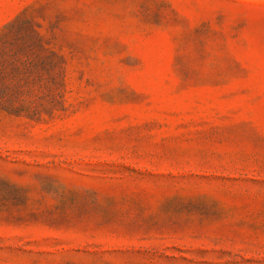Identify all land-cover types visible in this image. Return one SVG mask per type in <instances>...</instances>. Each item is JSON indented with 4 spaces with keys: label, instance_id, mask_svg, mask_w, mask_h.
<instances>
[{
    "label": "rangeland",
    "instance_id": "rangeland-1",
    "mask_svg": "<svg viewBox=\"0 0 264 264\" xmlns=\"http://www.w3.org/2000/svg\"><path fill=\"white\" fill-rule=\"evenodd\" d=\"M0 264H264V0H0Z\"/></svg>",
    "mask_w": 264,
    "mask_h": 264
}]
</instances>
